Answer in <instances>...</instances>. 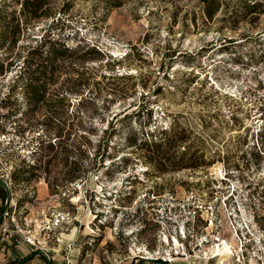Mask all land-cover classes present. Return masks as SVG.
I'll use <instances>...</instances> for the list:
<instances>
[{"label":"rangeland","instance_id":"rangeland-1","mask_svg":"<svg viewBox=\"0 0 264 264\" xmlns=\"http://www.w3.org/2000/svg\"><path fill=\"white\" fill-rule=\"evenodd\" d=\"M44 1L12 43L21 0H0V239L53 264H264V0L210 19L204 0ZM42 39L75 50L47 78L25 63ZM56 126L66 159L42 143ZM181 153L197 166L158 170Z\"/></svg>","mask_w":264,"mask_h":264},{"label":"trees","instance_id":"trees-1","mask_svg":"<svg viewBox=\"0 0 264 264\" xmlns=\"http://www.w3.org/2000/svg\"><path fill=\"white\" fill-rule=\"evenodd\" d=\"M44 2H45L44 0H21L19 5H20V13H21L20 16L22 17L21 18L12 17V34H13L12 43L15 42V35L16 34L18 35L20 29L26 28L33 21L39 19L40 16L37 15L36 12L45 5ZM249 2L250 1L243 0L242 10L244 12L242 14L252 13L253 12L252 10L255 9L257 6H259V4L256 1L251 5H249L250 4ZM203 3H204V7H203L204 16L207 19H210L217 8V4L214 0H204ZM64 5H67V3H64ZM237 14L240 15L241 13H236L235 15ZM46 44H48V47L45 46ZM52 45L53 44H51L48 40L42 39V41L39 42L38 45H36L34 48L28 51L30 57L29 59L25 60L26 65H30L31 62L33 61L32 56L35 55L37 61L39 62L38 66H36V70L39 69L38 72L39 76H42L44 78H47V76H50L54 71L58 70L59 67L57 64H55V62L64 61L65 59L70 58L69 55H71L75 51L74 49L65 47L63 44L60 43H58V47L56 48H54ZM44 47L46 48L43 49ZM87 51L89 50H86L83 54H86ZM83 58L81 56L79 59L82 60ZM16 80L17 82H22L24 80L25 83L24 86L28 90L27 93L29 95L30 100L36 102L41 99L42 97V94L40 92L41 89L40 87H37L31 83L32 80L33 81L37 80V79H32L31 74H29L27 78H24L22 74H19L16 77ZM64 101L65 98L63 96H61L58 99V102L60 103ZM45 121L46 122L49 121V117H46ZM45 126L46 123H44V127ZM51 135H52V139L55 140L51 142L49 138L47 139L45 137V139L42 140V143L44 142L45 145L44 149L46 151H52L54 148H59L64 158L66 159L67 152H70L67 150V145H65L66 144L65 142L68 140L67 139L68 135H63L62 128H59V126H56V128L54 129V133H51ZM172 137L173 138L171 139L172 140L171 143H167L168 148L178 146V144L184 142L185 139V136L182 131H180L179 133H177ZM160 146H161L160 143H154L153 145L154 151H158V149H160ZM183 156L184 154L181 153L177 161H170V163H168L166 167H161L158 170H160L161 172H173L179 169L194 168L195 166H197L196 164L190 165L189 163H185V161L182 160ZM68 173L69 174L71 173V175H69L68 177V180L73 181L76 178L74 177L73 171H70ZM48 187L50 186L48 185Z\"/></svg>","mask_w":264,"mask_h":264},{"label":"crops","instance_id":"crops-1","mask_svg":"<svg viewBox=\"0 0 264 264\" xmlns=\"http://www.w3.org/2000/svg\"><path fill=\"white\" fill-rule=\"evenodd\" d=\"M13 242L14 239L8 241L6 237L0 239V264H46L44 259L36 254L35 249L23 243L14 244ZM50 264L53 263L50 262ZM191 264H201V262L194 260ZM203 264L213 263L208 261Z\"/></svg>","mask_w":264,"mask_h":264},{"label":"water","instance_id":"water-1","mask_svg":"<svg viewBox=\"0 0 264 264\" xmlns=\"http://www.w3.org/2000/svg\"><path fill=\"white\" fill-rule=\"evenodd\" d=\"M0 188L3 191L4 198H5L4 206H3V209H2V213L0 214V218H1L2 214H4V211H5L6 207H7L8 195H9L8 187L1 179H0ZM36 254L41 256L44 259L46 264H49V259H48V257L46 256V254L43 251H40V250L36 251ZM148 261H150V260L146 259V260L142 261L140 264H147ZM158 264H165V263L164 262H159Z\"/></svg>","mask_w":264,"mask_h":264},{"label":"bare ground","instance_id":"bare-ground-1","mask_svg":"<svg viewBox=\"0 0 264 264\" xmlns=\"http://www.w3.org/2000/svg\"><path fill=\"white\" fill-rule=\"evenodd\" d=\"M173 242L176 244V245H178V242L176 241V239L175 238H173ZM221 245V244H220ZM222 245H223V248H222V250L220 249V246H217L216 248H214V249H216L215 250V256H218V257H224V258H227V257H229V255H230V248H228V245H227V243L226 242H222ZM214 251V250H213ZM214 253V252H213Z\"/></svg>","mask_w":264,"mask_h":264},{"label":"built area","instance_id":"built-area-1","mask_svg":"<svg viewBox=\"0 0 264 264\" xmlns=\"http://www.w3.org/2000/svg\"><path fill=\"white\" fill-rule=\"evenodd\" d=\"M164 262V261H163Z\"/></svg>","mask_w":264,"mask_h":264}]
</instances>
